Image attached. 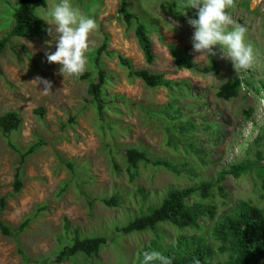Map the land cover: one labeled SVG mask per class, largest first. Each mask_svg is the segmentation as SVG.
<instances>
[{"label": "rangeland", "instance_id": "1", "mask_svg": "<svg viewBox=\"0 0 264 264\" xmlns=\"http://www.w3.org/2000/svg\"><path fill=\"white\" fill-rule=\"evenodd\" d=\"M58 2L46 0L45 8L35 9L46 24L42 38H13L0 55V115L15 111L21 119L19 130L7 137L0 133V202L5 203L1 220L11 229L29 220L26 229L14 237L0 234V264H137L139 253L152 241L166 248L179 235L198 238L202 246L213 250L210 263L224 264L228 254L218 252L220 243L213 237L218 218L241 201L264 211V95L260 86L264 80V0H238L231 13L248 28L247 39L260 53L251 72H236L231 61L220 58L219 46L209 59L193 52L194 29L181 14L184 0H127L128 10L149 32L155 54L151 65L145 63L134 36L135 21L127 26L117 14L118 0H71L100 25L92 36L87 71L92 77L87 80L62 76L60 65L47 61L45 53L56 50L57 40L46 20L51 22L50 10ZM172 3L176 4L173 13ZM15 6L16 0H0V38L11 29ZM186 11L188 17L196 18L195 10ZM104 42L107 47L99 55ZM168 44L192 57L199 67L209 66L214 57L218 77L177 70ZM13 49L21 55L20 62ZM117 55L128 59L134 70L163 74L187 86L148 88L128 77ZM98 70L106 75L101 113L88 94L89 84L98 80ZM37 76L52 81L50 94L43 95V85L31 82ZM233 77L243 82L239 97L216 98L217 88ZM40 108L45 110L43 117L35 112ZM163 108L179 112L182 119L196 125L191 139L203 151L204 165L181 145L175 152L167 148L169 135L178 138L169 131L172 120L162 114ZM247 109L251 110L248 120L243 114ZM37 141L42 145L20 165L11 145L25 151ZM129 149L143 150L152 159L186 162L193 173L175 175L148 165L140 167L138 177L129 182L124 158ZM241 163L248 171L239 178L226 175L219 181L223 196L214 191L213 199L207 200L215 205V215L201 218L198 229L177 231L165 223L155 232L121 235L117 231L147 207L159 204L169 188L215 182L222 170ZM16 182L22 183L18 192H14ZM115 194L118 207L101 202ZM75 230L82 238L103 237L107 243L95 257L80 255L56 263L54 259L72 242Z\"/></svg>", "mask_w": 264, "mask_h": 264}, {"label": "trees", "instance_id": "2", "mask_svg": "<svg viewBox=\"0 0 264 264\" xmlns=\"http://www.w3.org/2000/svg\"><path fill=\"white\" fill-rule=\"evenodd\" d=\"M45 0H16V6L12 14L13 23L9 32L0 38V55L4 53L6 47L11 43L13 38H41L45 34V23L35 14L38 7L44 8ZM176 4L172 3L171 13L175 12ZM117 14L121 17L127 26L135 21L134 36L138 46L143 54L146 64L151 65L155 59L152 41L149 37L145 25L128 10L127 0H118ZM107 44L104 42L98 49V54L105 51ZM23 51L26 52L22 46ZM168 52L173 60V64L177 70H187L202 74H209L212 77L219 75L217 62L214 57L210 58L209 66L199 67L195 65L192 57L179 52L172 44L167 45ZM13 53L17 61H21V55L13 49ZM118 63L127 69L129 78L139 79L148 88H163L170 90L179 86L186 87L185 83L173 82L164 77L163 74L151 73L144 69H133L128 59L122 55H117ZM98 63V59H94ZM1 73V71H0ZM105 73L102 70L97 71V82L90 83L88 86V94L92 102L96 105L100 113L103 110L101 99V87L105 82ZM92 74L86 72L80 77L87 80ZM242 82L238 77H234L222 83L217 91L216 97L225 101L236 99L241 90ZM261 90L264 92V80L260 84ZM39 116L43 117L45 110L40 108L35 111ZM245 117L249 118L250 110L243 112ZM162 114L172 120L169 131L177 135L178 141L169 135L167 139V148L176 151L178 145L190 155H193L201 164H205L203 159V151L195 147L192 142V134L196 130V125L188 119H182L179 112L173 113L162 109ZM21 119L17 112L8 111L0 115V133L7 137L13 132L19 130ZM41 141L30 145L25 151L18 150L15 146L11 147L19 155V164L22 165L29 155H32L40 146ZM125 173L129 182H133L139 175L140 166H154L162 168L175 175L183 173H192V168L188 163H172L165 159H152L143 150L129 149L125 152ZM116 173L119 172L118 166L115 165ZM248 171L245 164L234 165L228 169L221 171L216 178V183L211 181H200L195 184L182 188H169L166 195L159 204L153 207H147L145 214L134 217L126 225L118 228L117 231L121 235H130L138 232L151 231L155 232L160 224L168 223L175 227L178 231L196 230L199 228V221L205 216L214 217L216 207L209 202L208 198L213 197V189L216 186L219 195L223 196V190L217 183L225 176L232 175L240 177ZM21 182L15 183L14 192L20 191ZM101 202L110 208L118 207L120 204L117 194L112 195L109 199H102ZM5 207L3 201L0 202V234L5 237H14L23 232L28 226L29 220L25 219L16 229H11L1 220V213ZM67 230V226H65ZM213 237L219 241L220 247L218 252L227 253L228 259L224 264H261L264 259V212L263 210L249 204L248 202H238L229 211L224 213L216 221ZM106 239L103 237L82 238L78 232L74 231L72 242L64 246L57 254L54 261L63 263L70 261L78 255L85 258L97 256ZM159 251L163 255L171 258L172 264H210L213 251L208 246H202L200 240L194 236L186 237L179 235L176 243L166 248H161L156 241H152L150 246L143 251ZM142 252L138 256L137 264H140ZM105 264V263H100ZM158 264V262H157Z\"/></svg>", "mask_w": 264, "mask_h": 264}, {"label": "clouds", "instance_id": "3", "mask_svg": "<svg viewBox=\"0 0 264 264\" xmlns=\"http://www.w3.org/2000/svg\"><path fill=\"white\" fill-rule=\"evenodd\" d=\"M237 3L238 0H184V3L182 5L183 11L181 12V14L187 18L188 25H190L194 29L193 35L191 37V44L193 52L199 54L198 57H206L209 59L210 56H215L216 53L214 51V48L216 46H219L222 49L223 53L220 58L231 61L233 69L236 72H251L255 70V66L260 59V53L247 39L249 31L248 28L245 25L237 22V20L234 19L233 15L231 14L232 10L237 7ZM186 9L195 10L196 18L188 17ZM50 17L51 22H49L48 20H46V22H48L52 26L49 29V33L52 34L54 32L57 43L56 50L54 52L45 53L47 61L49 63L60 65L59 71L62 76L79 79L88 71V53L90 52L94 44L92 36L94 33L99 31L100 25L97 23L95 18L85 15L80 8L74 6L71 0H59V2L51 8ZM224 50H226V55L224 54ZM31 82H33L36 87L38 85H43L42 89L40 90L43 95H48L52 92L53 85L52 81L50 80L37 76ZM241 91L242 85L240 92ZM262 93L264 95L263 91ZM250 118L251 115L249 118L245 117V119L247 120ZM199 164L204 165L200 162ZM191 170L193 173V168ZM192 173L188 172L187 174ZM213 183H216V181ZM214 191L217 192L216 186L214 187L212 192L213 197ZM217 194L219 195L218 192ZM213 197L208 199L211 201ZM207 200L206 202L211 203ZM141 255L142 259L140 260V264H157V262L158 264H172L171 258L163 255L159 251H143ZM195 264H199V262L196 261Z\"/></svg>", "mask_w": 264, "mask_h": 264}]
</instances>
